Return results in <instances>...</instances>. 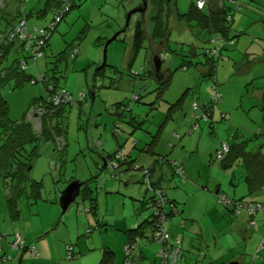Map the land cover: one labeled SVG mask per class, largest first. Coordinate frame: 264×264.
<instances>
[{
	"label": "trees",
	"instance_id": "trees-1",
	"mask_svg": "<svg viewBox=\"0 0 264 264\" xmlns=\"http://www.w3.org/2000/svg\"><path fill=\"white\" fill-rule=\"evenodd\" d=\"M18 1L19 4L21 3V7L24 8L23 3L26 0ZM77 1L79 0H37V3L41 2V4L43 5V9H40L37 13L31 10L29 16H31L33 12L38 17L46 15L47 12H51L52 15L47 24L43 27H39L37 25L30 26L28 24V15H24L23 10L19 7L18 4L19 8L17 13H19V18L15 21L8 20L7 26H4L3 31H0V41L7 40L6 43H0V175H2V178L6 181V184H4V182L2 181L3 184H0V186L3 194L5 193L4 195H6L7 189H9L11 192L25 190V192L27 193V198H31L32 195L33 197L38 196L41 183L34 181V178L32 179V175L30 174L32 169L29 172L27 171V169L32 165L34 168V161L39 156L37 154V150L39 148L38 146L40 142H45L48 141L49 138H52L53 140L55 139L58 144L62 143L60 137L65 135V130L61 126V124L59 127L58 121H54V119L58 116L61 117V115L65 112V108L70 107L73 104V96L67 89H65L64 87H58L56 85H49L48 78L46 77V75H43L40 78V81L45 86V90L47 92L46 97L44 99L40 98L39 100L32 101L28 109V113H26L20 121L11 122L7 116V104L4 97V90L5 88L13 89L16 87H20L23 81L32 80L31 75H28L26 73V59L31 58L33 62L36 63L37 59L46 57L48 53L47 49L51 34L56 30L58 24L66 14L60 13L63 4L68 3L70 10L73 3H76ZM199 1L202 2V7H199L197 5ZM9 2H12V0H7V3ZM146 2L147 8L145 10V13L143 16L141 15V18H136L133 30L131 29L130 31H128L129 28H127L125 33H122L123 36L122 34H120L112 42H126L124 36H129L130 38V40L126 43H129L131 45V57H129L127 63L124 66L122 65V67L124 68L120 69L112 67L106 62L105 66L102 69H97V72L94 74L103 77V79L100 80L102 81V86L104 80L110 81L112 80V78H114V76H116L117 78L120 77V82H123L124 80L128 81V78H136V80L142 78V75L140 74L144 73L143 69H145V67L142 66L143 69L139 68L138 70H136L134 68V62L136 61V56L139 54V52H141V49L145 45L146 41H149L151 46L156 45L153 49V51H155L157 48V50L155 51L156 54H158L159 52L161 53V51L163 50H166L167 54L173 53L174 55H181L182 60H188L181 61V64L178 67V70L185 73L176 74L175 69H167L166 71H164V73L160 74L161 78L154 80L152 78V76L155 75L154 70H148L147 75L152 78L150 80L153 84L151 92L153 93L152 95H154L155 98H151V95H149L147 100L148 103L145 101L144 103L142 100L140 102L142 105H139V103L137 102H139L145 94L143 92V94H141L138 91L139 89L137 88V84H135L133 87V92L130 99L127 98L126 90H123L122 97L119 100V103H117L116 107L117 109L123 108V117H119L118 119H110L111 134L112 136H114L116 141L115 150L112 153L106 152L101 140L98 139L92 141V144L86 140V146L89 150L96 151L97 153L99 152V158H106L108 162L107 168L113 175L117 173L122 174L120 175L121 178H118V176L115 175L117 177L114 178L115 180H118V182H120V179H122L123 181V179H126V177H128L129 175L138 173L142 175V179L139 178L140 182L146 185L145 192L138 198V201L140 202V212L136 210L135 214L137 213L138 216L143 215L142 213L145 212V210H143V207L144 205H148L147 208L150 210L148 217L144 218L140 223L135 225V227L133 226L134 228H129L128 226V228L126 229H118L122 234L125 235V237L128 238V241H125L124 243V251L126 257V261L124 264H144L143 260L148 259L145 255H141L139 251L140 247L142 246V240H145L147 243H152L148 246L156 245L158 247L153 254L152 264H162V260L158 257L160 248H163L165 251H169L175 245H177L180 249V264H182L184 253L181 247V238L172 237L170 233V227L175 228V230L177 229L175 226L177 225V222L174 223V220L175 217L180 213L179 205L181 204H179V202L171 196V192L175 188H177L178 185H181L174 184L176 178L181 183L187 180V170L184 169V159L173 157L169 158V156H163L157 153L156 157L158 158H156L157 161L155 163H162V166H160L163 172L160 170V168H155V165L149 168L138 166L142 161H144V157H146L148 150L144 147L142 154L144 157H141L140 154L139 158L127 154L122 144H117L119 143L118 137H120L122 133V124L128 122V125L133 126L134 129L139 130L141 127H143L145 131L149 133V140L146 137V134L141 135L139 133H135L134 135L139 134L141 137L138 140L134 137L130 138L132 139L130 141L132 149L140 151L139 146H149L153 144L157 131H155L154 134L150 131L152 124L155 121L157 122L159 118H162L164 120V124L168 125L166 127L168 130L165 129L164 131L167 132L170 130V127L172 128L173 125L169 127L170 122L174 121L177 113L180 114L179 111L181 108L179 107V103L182 100H185L187 94L192 91L194 89V85L197 84H195V81H193L192 75L194 76V78L197 75V81L199 83L203 79V74H200L202 72L199 69L204 71V69L207 68V70H205V74L210 79L209 89L211 91V97L213 96L215 98V101L203 100L202 102H200L201 104L199 106L198 103L194 100L199 110L196 111V116L193 117L191 124L188 123L185 127L188 128L187 133L189 132V135L192 136L196 129H198L199 122H204L209 129L208 132L212 133L216 125L219 122L222 123V121L226 119L224 113V117H221L222 109H219V104L215 105L214 103L220 101V105L222 104L225 93L223 87L225 83L230 81L226 80V77H219L217 71L218 64H222L223 62L228 61L230 63L229 71L238 73L239 68H242L244 62L243 60H245V63H250L251 61L249 60V58L257 55V52L259 50H264V38L259 37L258 34L260 29H264V0H195V2L190 5L186 12H180L177 8L175 16L172 15V17L175 19V21H179L180 26L185 25L186 29L190 31L192 36H194V39L197 41L195 43L197 45H194V43H192L189 45L187 50L184 51L180 48V50L178 49L177 52L171 50L169 47L170 41L168 37L171 34V25H169V15L166 13V6L169 5V2H167L166 0H146ZM5 5L1 6L0 9L6 8ZM139 6H141V3L139 4ZM150 8L156 10V13L147 18L146 13ZM243 13L246 14L243 16H239V14ZM0 14L4 15L3 11H0ZM132 19L133 16L131 20ZM145 20L153 21L154 26H145ZM21 21L25 23L27 29L29 30L28 34H31V36L34 37L31 40H21L18 37H11ZM238 22L240 24L246 23L245 28L241 29L238 27L239 29H237L236 26ZM170 24H172V22ZM33 28H37L36 33L31 32ZM40 30H42V33L39 34ZM115 31L116 29L114 30V32ZM112 34L108 30H100V33L98 34L96 41L94 42L95 46L101 47L103 45V40L109 38ZM39 39L42 40V43L37 46V43L40 42ZM256 49L258 51H255ZM78 52L79 48H76L75 44L72 43L68 45L67 48H65L62 52L57 54L56 57L59 60H63L69 57L73 60L72 67H75L77 64L76 58ZM20 53L22 55H26L23 57L24 61L22 62L19 58ZM12 56H14V58H12ZM258 56L260 57V55H257V57ZM94 60L95 59L88 61L90 62V64H93L97 61L96 60L94 62ZM238 60L240 61L238 62ZM106 70H109V73L106 74ZM188 73L191 74V77H189V79L185 81L187 79ZM242 75L245 74H241V76ZM230 77L237 76L233 73L232 75H230ZM178 78H181L183 80L181 81L182 84H185V82H187V86H185V93L179 90L180 87L172 89V85L175 82L174 79L178 80ZM260 78H263V76ZM50 79L55 78L52 77ZM240 81L243 82V80ZM250 81H252V79H247L246 83L243 84V86L247 90L245 92L247 93L250 89H255L252 88V82L250 83ZM35 82L37 81L35 80ZM111 86L112 83L109 87ZM249 86H251V88ZM235 89L238 92H241L242 86L240 85V89ZM174 90L180 92L178 98L176 99H174L175 97L173 95ZM192 92L194 93V91ZM62 93L68 94L72 98V101L66 102L65 104L60 103V105L58 106L53 105V97L58 96V94ZM92 93L93 95H90V97H86V95L83 93L80 94L82 95V99H79V102L83 101L85 103L87 99L93 101L95 93L94 89H92L91 94ZM237 95H240V93ZM197 97L199 98V93H197ZM240 97L242 96L240 95ZM261 97H264V92ZM132 102L134 103V105ZM250 104H254V102H249L248 105ZM262 105H264V101H261L259 105H250L253 108H260L259 111L261 113V118L263 119L262 122H257L259 125L257 128L258 131H256V133L253 131L250 132L252 135L248 138L249 141L256 142L258 144L257 147L250 148L247 151V149L242 145L234 147L233 145H229L226 141L222 140L218 144V148L215 150L210 159V163H214L215 161H217L220 168L224 170L228 169L231 173V178H236L235 173H241L240 171L243 167H245V183L247 184V186H249V191L259 190L264 186V134L260 133L264 131L262 127L264 125V106ZM217 106H219L218 110H220L221 113L219 112L218 114L219 120L213 121L206 114L208 112L212 113L213 110L214 113L217 112ZM35 110L42 111L38 119L40 125L38 130H35L33 128V123H31L29 117H27L30 111L32 112ZM117 114L119 116V112ZM46 117H51L53 121L49 120L45 122ZM227 120L228 119H226V121ZM53 127H55L56 131H53ZM159 129H162V126ZM172 135L171 138L175 140L176 143H178L179 140L182 139V136H180L176 132ZM145 141H147L148 143ZM166 143L168 152L170 154L174 153L173 149L176 144L171 141H167ZM29 146L30 149L27 148ZM191 146L195 145L191 144ZM64 147H66V145L59 148L60 153L64 151ZM224 147L226 148V151L224 150ZM239 158L240 160H238ZM138 160L139 164H137ZM164 163H167L168 166H171V170L167 169L168 171H166L164 169ZM115 165H117L118 167L112 168ZM137 166L139 168H134ZM156 169H158V171ZM125 175L127 176L125 177ZM71 181L73 180H70L69 182ZM13 182H16V184H13ZM86 184L88 185V183ZM86 186L83 190H81L80 198L82 199V202L88 201L90 206L87 208V210H84L83 214L87 212H93L96 215L98 214V206L96 207L97 195H94V193H96V189L95 191H93V188L90 189ZM215 195L217 196V200L221 204L222 208L226 211H230L233 215H240L244 213L250 219L257 212H261L264 214V204L262 203L246 201L234 197L231 198L219 191ZM221 197L226 199L227 202H220L219 199ZM39 198L41 197L38 196L37 199H34L33 204H36ZM8 201L11 207L13 204L17 205V199L15 197L9 198ZM237 208H240L239 212H236ZM249 208H252L254 212L249 214ZM12 211L17 212L16 209H13ZM98 220L99 218L95 222L96 226H92V229H99L101 228V225L106 226V223L100 224L98 223ZM250 222V224L252 225L251 227L254 229L256 224L252 221ZM178 228H180L181 230L184 229L183 221L179 223ZM90 231L91 229L88 230L87 233H90ZM161 232H164L167 236V239L163 243L157 242L155 238L156 234ZM182 234L183 233H181L180 235ZM260 241H264V232L260 237ZM14 243L16 244V246H13ZM10 245H12L13 247L11 248L12 250L20 251L22 255H26L30 258L39 257V254L34 249V247H32L30 244H26L17 234L13 235V239ZM73 246L74 242H71L70 244L68 243L65 247V252L68 259L76 258L78 255L74 252ZM31 248L34 251L33 255H31V252H29ZM131 257L133 258V260H129ZM10 258L5 256L4 259L9 260ZM113 259L114 253L112 251L105 250L98 264H114Z\"/></svg>",
	"mask_w": 264,
	"mask_h": 264
},
{
	"label": "rangeland",
	"instance_id": "rangeland-1",
	"mask_svg": "<svg viewBox=\"0 0 264 264\" xmlns=\"http://www.w3.org/2000/svg\"><path fill=\"white\" fill-rule=\"evenodd\" d=\"M166 1L169 2V5L166 6V13L169 15V25H171V34L168 37L170 41V49L177 52V50H180L181 48L185 51L190 44L194 43V45H197L195 44L197 41L194 39V36H192L190 31L186 29L185 25L180 26L179 21H175V19L172 17V15L175 16L177 8L180 12H186L190 5L195 2V0ZM18 2V0H12V2L7 3V0H0V7L7 4L5 5L6 8H3L5 11L3 9H0V11H3L4 13V15L0 14V31H3L4 26H7L8 20L15 21L19 18V13H17L19 7L23 10L24 15H28V24L30 26L37 25L39 27H43L47 24L52 16L51 12H47L46 15H43L41 17H38L36 14H34L33 11L37 13L40 9H43V5L41 4V2L37 3V0H26L23 3L24 8H22L20 5L21 3L19 4ZM140 3V0H79L76 3H73L71 9L66 12L64 18L58 24L56 30L51 34L47 49L48 53L46 57L37 59L36 63H34L31 58L26 59V73L28 75H31L32 80L23 81L20 87H16L13 89L5 88L4 90L8 119L11 122H15L20 121L24 117V115L28 113V109L32 101L39 100L40 98L44 99L46 97L47 92L45 90V86L40 81V78L43 75H46V77L48 78L49 85H56L58 87H64L65 89L73 88V104L71 105L72 107L65 109V112L61 115V117L58 116L54 119V121H58V126L60 127L61 124V126L65 130V135L60 137L62 143L58 144L55 139L53 140L52 138H49L48 141L40 142L38 146L39 148L37 150V154L39 156L35 159L34 168L32 167V170L30 172V174L32 175V179L34 178V181L42 184L40 195L41 198H39L40 201L47 202L51 200L55 211H59L58 215H62L57 202L58 194L55 193L56 185H58L62 190L70 180H89L88 186L90 189L93 188V191H95L96 185L98 186L101 184V187L98 190L100 191L102 188V184L104 183L106 184V186L111 184V186L115 188V190H113L111 187L110 189L112 190V192H108V194H105V192L102 191V194L99 197L102 204L105 203L104 201L107 202V205L105 206H102V204H100L99 210L101 211L100 216L104 214L105 219L107 220L106 226L101 225V228L99 229H92V227H88L87 219L84 216L82 218L79 217L81 215H77L78 205L80 204V208H82V199L80 197L78 198V201L73 204L72 210L74 212L70 214V220L68 224L63 221L58 222L55 217L49 221V223H51V226L43 232V234L46 232L48 233L47 237L44 240H47V242L51 246H54L55 244V249L58 247V243H61L65 246L64 243H66V240L68 239L67 231L70 232L69 236L71 237L72 242H74L75 238H78V241L86 239L88 242V246L85 243L82 244V242H79L80 244H82L86 251L84 254L81 251L79 252L76 246H73L74 250L77 253H80L76 258L73 259H68L65 251L64 255H62L60 258H54L55 254H52L51 251H48L46 253V256L53 257V260L49 261L48 264H93V262H91L92 259L95 261L94 264H98L103 255V252L108 248H110L111 250L113 249L114 264H124L126 261L124 241H128V238L118 230L119 225H127L130 228L138 223V219L142 216H138L137 213L130 216L132 212L129 213L131 201L129 190H127V195L126 192L118 190L117 184H122V180H120V182H118V180H115L108 168L102 169L99 160L100 158L98 157L99 152L97 153L96 151L89 150L86 146L87 141L92 144V141L98 139L101 140L106 152L112 153L115 150L116 141L114 136H112L111 134L110 119H118L119 117H123V108H116L117 103H119V100L122 97L123 90H126L127 98L130 99L132 96L133 87L135 84H137V88L139 89L138 91L141 94H145L144 97L139 102H137L139 103V105H142L140 103L142 100L143 102H147L149 95H151V98H155V96L152 95L153 93L151 92L153 84L150 79L152 78L147 75V71L151 69L153 70L152 51L156 45L151 46L149 41L145 42V45L141 49V52H139V54L136 56V61L134 62V68L136 70H138L139 68L141 69L142 66L145 67V69L142 68L144 70V73L140 74L142 75V78H139L138 80H136V78H128V81L124 80L123 82H120V77L117 78L116 76H114V78H112V80L110 81L104 80L102 86V81L100 80H102L103 77L94 74L97 72L96 69L100 65L102 56L101 47H96L94 44L98 34L100 33V30H108L111 34H114L115 29L120 30L121 28H123L127 13L135 7H138ZM31 10H33V13L31 14V16H29ZM155 13L156 10L150 8L146 13V17L149 18ZM245 14L246 13L239 14V16H243ZM137 17L141 18V15H133V19L131 20L128 31H130L131 29L133 30ZM171 22L172 24H170ZM245 24L246 23L240 24L238 22L236 28L243 29L245 28ZM148 25L154 26L153 21L145 20V26ZM258 34L259 37L264 38V29H260ZM124 37L126 42L130 40L129 36ZM105 41L106 40H103V43H105ZM126 42L115 41L114 43L110 44L106 61L108 65L120 69L124 68L122 67V65L124 66L127 63L129 57H131V45ZM2 43L5 42L2 41ZM72 43L75 44L76 48H79V52L76 58L77 64L75 67H72L73 60L69 57L63 60H59L56 57L57 54L62 52L65 48H67L68 45ZM255 51L258 50L256 49ZM258 53L263 54H260V57L254 55L249 58V60L251 61L250 65L252 71H250L248 75L241 76L237 72L229 71L230 63L228 61L223 62L222 64H218L217 71L219 77H226V80H230L225 83L223 88L229 94L231 98L230 100H232V103H230L228 106L232 115L236 116L235 113H238L240 117H242H237L239 125H242L243 123L245 124V120L243 122V118L246 117H243L241 114L243 110L242 107H246L249 102H254L255 105H259L261 101H264V97L258 99L254 96V94H257L256 88H260L262 87L261 85H264V50H259ZM166 54V50L161 51V57L164 60L162 63V70L166 71L167 69H175L176 74H184L185 72L178 70V67L181 64V61L188 60H182L181 55H174L173 53H168L167 55ZM24 56L26 55H22L20 53L19 58L21 62L24 61ZM12 58H14V56H12ZM93 59H95L94 62L97 60L96 63L90 64L89 61ZM239 61L240 60H238V62ZM199 70L202 72L200 74H203V79L198 83L197 75L195 78L192 75L193 81H195V84H197L194 85V89L192 90L194 91V93L192 91H187L189 93L187 94L183 104V108L188 106L190 111H192L191 106L194 100L200 106V102H202V100L209 101L211 97V91L209 89L210 79L205 74V70H207V68H205L204 71H202L201 69ZM107 73H109V70H106V74ZM233 73L236 74L237 77H230V75H232ZM262 76L263 78H260ZM52 77H54L55 79H50ZM247 79H252V88H255L250 90L248 89V93L245 92L247 90L243 86V84L246 83ZM35 80L37 82H35ZM240 80H243V82H241ZM174 81L175 84L172 85V89L178 88L179 83L183 80L179 78L178 80L174 79ZM111 83L112 86L109 87ZM240 85L242 86V91L238 92L235 88L240 89ZM249 87L251 88V86ZM92 89H94L95 92L93 101L87 99L85 103L83 101L79 102L80 94L84 92L86 95H90ZM185 91L186 87L183 88L181 92L185 93ZM197 93H199V98L197 97ZM239 93L242 97H240V95H237ZM226 100L228 101L227 98ZM78 105H81L82 109H80ZM179 105H181V102L179 103ZM218 108L219 106L216 108L217 112L219 113ZM259 109L260 108H254V110H252L251 116H248L251 124L248 123L246 124V126L252 125L254 121V115L252 114L256 112L260 113ZM117 111L119 112V116L117 114ZM216 116L218 117L217 113ZM27 117H29L31 123H33V128L35 130H38L40 126L39 122H35L32 116L27 115ZM229 117L230 115L228 114L227 118ZM173 124L174 123L170 122L169 127ZM220 125L221 122L216 125L212 133L208 132V130H204L205 128L198 127V129H196V134L199 132V134L196 135L197 143L200 146L198 153L205 152L206 146H209V142L212 138L213 140H217V138L219 139L218 129H221V127H218ZM237 127L239 129V133H241V129L245 128V126H240L241 128L239 126ZM199 128L201 129L200 131ZM53 129V131H56L55 127H53ZM135 133H139L141 135L146 134V137H149V133L146 132L143 127L138 130L134 129L133 126L128 125V122L122 124V136L124 138ZM251 135L252 134L246 130V132H244L242 141L244 139H248L249 137H251ZM65 145L66 147H64V151L60 153L59 148ZM257 145L258 144L256 142L249 141L246 145V148L250 149L253 147H257ZM27 148L30 149V146ZM165 164L167 167H169L167 163ZM211 165H213L214 167L207 169L206 164H204L205 170L203 173H201V176L205 177L206 181H209L207 182V184H210V188L214 187L213 183H215L216 179L220 184H226L229 170L225 171L224 169L218 167L219 165L217 161H215L214 163L212 162ZM235 176L236 179H241L240 173H235ZM2 181L4 182V184H6V181L2 178V175H0V184H3ZM235 182H237V180ZM13 184H16V182H13ZM238 184H240V187L243 186V183ZM225 187L227 186L223 185V188ZM120 189L123 188L120 187ZM221 190L225 192L224 189ZM200 191L190 198L187 205L186 202L184 205H179L180 213L175 217L176 219H179L177 220L178 224L175 225L177 228V232H179L180 234L184 233L186 236H188L189 234L195 239L197 245L198 242L201 241V238L204 241H207V239L211 238L210 232L203 236L199 230V228H203L206 226V219L204 218L206 212L205 210H203L206 201H204V199L214 198V204H216L220 208L222 207L217 200L216 195H212V193L207 191H204L203 193H201ZM4 194L0 187V215L3 208L6 210V202L11 197H15L17 199V206L13 204L11 208L20 211V213H22V210H26L30 205V200L27 198L25 190L11 192L9 189H7L6 195ZM183 194L184 193L178 194L180 201L187 200V198H184L185 194ZM94 195L96 196V193H94ZM138 198H136L134 204L136 205V210L140 212V202L138 201ZM123 200H125L127 204H123ZM147 207L148 205H144L143 210H145V212L142 214H146L148 217L150 210ZM201 213L203 215H201ZM54 216H56L55 213ZM43 217L45 218V216ZM90 218L92 220L91 215ZM39 219L35 217V220L39 221ZM196 220L198 221L199 226L194 223V221ZM31 221L33 222L34 220ZM182 221L185 224V229H183L184 231L178 228L179 223ZM79 223L85 224V226H81L82 230L80 232V236L78 237L77 234L73 235L72 232L76 231L75 226H77ZM54 226L55 228L53 229ZM89 228L91 229V231L90 233H87V229ZM68 243L70 244V242ZM150 244L152 243H147L145 240H142L143 247L140 248L144 249L149 260L153 261V251H155L154 247H156V245L148 246ZM12 252H15V250H12ZM256 259L257 257H255V260ZM129 260H133V258L131 257ZM147 261V259L143 260V262ZM37 264L41 263L38 262Z\"/></svg>",
	"mask_w": 264,
	"mask_h": 264
},
{
	"label": "crops",
	"instance_id": "crops-1",
	"mask_svg": "<svg viewBox=\"0 0 264 264\" xmlns=\"http://www.w3.org/2000/svg\"><path fill=\"white\" fill-rule=\"evenodd\" d=\"M258 54L260 55L263 53L257 52V55ZM250 71H252L250 63H245V60H244L243 66L242 68L241 67L239 68L238 73L240 75L241 74L248 75ZM190 75L191 74L188 73L187 79L185 81H187L189 77H191ZM251 82L252 81H250V83ZM185 86H187V82H185V84L184 83L182 84L180 82L178 85V87H180L179 90L182 91L183 88H185ZM261 86H262L261 88L256 89L257 94H254V96L257 97L258 99L262 98L261 95L264 92V87H263L264 85H261ZM66 89L72 95L73 88H66ZM179 93L180 92H178L177 90H174L173 95L175 99L178 98ZM90 95L87 94L86 97H89ZM226 98L228 99V101L226 100ZM230 99L231 98L229 94L225 91L222 104L221 105L219 104L220 106L219 109L220 110L222 109L223 111L221 110L222 112L221 113L219 110V112L222 114L221 115L222 118L224 117V114H225L226 119L228 120L226 121L225 119L224 121H222L221 125L218 127V128L221 127V129H218L219 139L217 138V140H213L212 138L209 142V146H206V150L204 153H198L200 146L197 143L196 135H198L199 132L197 134L196 132H194L192 136L189 135V132L187 133L188 128L185 126L188 123L191 124L193 116L191 113L192 111H190L188 106L183 108L184 100H182L181 105H179V107L181 108V109L179 108L180 114L177 113V115L174 118V121H172V123H174L172 126L173 129L170 127L169 131L167 132L164 131L165 129H167L166 127L168 125L164 124V120L162 118H159L157 122L155 121L152 124L150 131L153 134L155 133V131H157L155 134V139H154L155 141L153 142V144L149 146L147 145L139 146L140 151L139 150L136 151L132 149V145L130 142L132 139L130 138L134 137L138 140L141 136L139 134L138 135L132 134L133 136L131 135V136H127L126 138H124L122 136V133H121V136L118 137L119 143L117 144H122L127 154H130V156L131 155L135 156L136 158H139V155L143 154L144 147L147 148L148 153L146 154V157L141 155V157H144V161H142L141 164H139V160H138V163H137L140 166H143L145 168H149L154 165H155V168H159L157 164L162 166L161 162H158L157 164L155 163L157 161L156 158H158L156 157L157 153L163 156H169V158L173 157V158L184 159L183 160L184 169L187 170V180L181 183L176 178L174 184H181V185H178L177 188H175L171 192L172 193L171 196L175 200H177L179 204L184 205L186 202V205H187L189 203L190 198L200 191L199 188H201V191H200L201 193H203L204 191H207V192L212 193V195H215L218 191L223 192L221 189H224L225 192L223 193L231 198L233 197L240 198L246 201L258 202V203L264 204V186L259 190L249 191L248 190L249 186H247V184L245 183V167H243L242 170L240 171L241 172L240 180L236 178H231L230 177L231 173L229 171V174L226 179V184H220L218 180L216 179L215 183H213L214 187H211L212 189L210 188V184H207V182L209 181H206L205 177L201 176V173H203L205 170L204 164H206L207 169L214 167L213 165H211L210 159H211V156L213 155V152L218 148L217 146L218 142L220 143L222 140H224L229 145H233L234 147L238 145L239 146L242 145L246 148L247 147L246 145L249 142V139H244L242 141L244 132H246L247 130L249 131V133L252 131L256 133V131H258L257 130L258 126L256 125H258V123L262 122L263 120L261 118V113L256 112L252 114L254 115L253 116L254 121L252 123L253 126L252 125L246 126V124L248 123L251 124L250 119H248V116H251V112L252 110H254V108L250 105H255V104H250V105L247 104L246 107H242L243 110L241 112L242 116L246 117V118H243V122L245 120V124L243 123L242 125H239V121L237 120V117L238 118H242V117H240L238 113H235L236 116L232 115L230 108H228L229 104L232 103V100ZM70 107H66L65 109L70 108ZM79 108L82 109V106H79ZM216 113L219 114L218 112L214 113V110H213L209 118L212 119L213 121H218L219 118L216 116ZM228 114L230 115L229 118H227ZM49 120H52L51 117L45 118V122ZM161 126H162V129H159L161 128ZM237 126L239 127L245 126V128L241 129L240 130L241 133H239V129ZM198 127L205 128L204 130H209L204 122H199ZM262 127L264 130V125ZM200 128H199V131L201 130ZM175 132L179 134L180 136H182V139H180L178 143H176L175 140L171 138V135ZM260 133L264 134V131ZM167 141H171L176 144L173 149L174 153L172 154L168 152V148L166 147ZM191 144L195 146H191ZM238 160H240V158ZM164 169L166 171L171 170V166L167 167L166 164L164 163ZM156 170L158 171V169ZM133 175L134 176L131 179H129L128 184L124 185V190L120 189L121 184L120 185L117 184L118 190L120 191L122 190L123 192H126V195L128 194L127 190H129V195L131 198L129 213L132 212L130 216H132V214H135V211H136V205L134 204V201H136V198H138L146 190V185L142 184L139 180V178L142 179L141 178L142 175L138 173L133 174ZM126 176L127 175H125V177ZM236 180L237 182H235ZM238 183H243L242 184L243 186L240 187L239 186L240 184ZM223 185L224 186L226 185L227 187L223 188ZM111 187H112L111 184L106 186V184L104 183L102 184L101 190L96 192L97 193L96 194L97 195L96 196V207L98 206V209H97L98 214L95 215V213L93 212L92 213L87 212L83 214L84 210H87V208L90 206L88 201L87 202L85 201L83 203L81 201L82 208H80V204L78 205L77 215H81L79 217H82V218L84 216L87 219L88 227L94 226L98 218H99L98 223L100 224H105L107 222L104 214L100 216L101 211L99 210H100V204L102 203L99 197L102 194V191H104L105 194H108V192H112V190L110 189ZM112 189L115 190L114 187H112ZM182 193L185 194L184 198H187V200L180 201L178 194H182ZM28 199L30 200V205L24 211L22 210L23 209L22 207L21 209L22 213H20V211H17V212L12 211L13 209L11 208V205L8 201L9 199L6 202L7 211L4 208L1 211V215H0V217L2 216L0 218V263L1 264H37L38 262H40L41 264H48L49 261L53 260V257L46 256V253L48 251H51L52 254H55L54 258H60L62 255H64L65 247L68 244V242L70 243L72 242L71 237L69 236L70 232L67 231L68 239L66 240V243H64L65 246L62 245L61 243H58V247L55 249V244L54 246H51L47 242V240H44L47 237L48 233L46 232L43 234V232L46 229L50 228L51 223H49V221L54 217L58 220V222L63 221L68 224L70 220V214L74 212L72 210L73 206H72L71 211H69V213L67 212L65 215H58L59 211L58 212L55 211L51 200L47 202H42L38 200L36 204H33L34 199H37V197H33L32 195V197ZM204 201H206L204 204L205 206L203 207V210H205L206 212L205 213L206 215H204V218L206 219V226L203 228H199V230L203 236L206 235L208 232H210L212 239L210 238V239H207V241H204L201 238V241H199L197 245L195 239L191 237L189 234L188 236H186L184 233L180 235V233L177 232V229L175 230V228L170 227L171 236L174 238H181V247L184 253L182 264H229L230 262H237L238 264H264V249L259 251L257 255L258 258L256 260L251 262V259H250L260 241L261 235L264 232V214L261 212H257L252 218H250L251 219L250 220L248 216L244 213L240 215H233L230 211H226L222 207L220 208L219 206L214 204V198H205ZM104 202L105 203H103L102 206L107 205V202L106 201ZM123 204H127L125 200H123ZM54 213L56 216H54ZM90 215L92 216V220L90 218ZM201 215L203 214L201 213ZM43 216H45V218ZM35 217H37L38 219L40 218L39 221L35 220ZM31 220H34V221L32 222ZM177 220L179 219L175 218L174 223L177 222L178 224ZM250 221L256 224L254 229L251 227L252 225L250 224L251 223ZM194 223L197 226H199L197 220L194 221ZM78 225L75 226L76 231L72 232V234L73 235L77 234V236L79 237L80 232L82 230L81 226L84 227L85 224L79 223ZM54 228L55 226L53 227V229ZM126 228H128L127 225L125 226L119 225V229L121 230L126 229ZM184 229H185V224H184ZM87 230H90V229H87ZM14 234H17L18 236H20L21 239L26 244H30L32 247H34V249L39 254V257L30 258V257H27L26 255H22L20 251L12 252L11 248L13 247L12 245H10V243L13 239ZM212 241H213V244H212ZM79 242H82V244L85 243L87 246H88V242L86 239L78 241V238H75L74 240V246L78 248L77 250L79 252L81 251L84 254L86 251L84 247L82 246V244H80ZM157 248H158L157 246L154 247V250L156 251ZM105 250L113 252V249L111 250L110 248L105 249ZM139 251L141 255H145L148 258L147 253H145L144 249L140 248ZM155 251L153 252L155 253ZM74 252L78 255L80 254V253H77L75 250ZM5 256L9 258L11 257V258L7 260V259H4ZM147 260L148 261L144 262V264H152V261L149 260V258ZM91 262H93L94 264L95 261L92 259Z\"/></svg>",
	"mask_w": 264,
	"mask_h": 264
},
{
	"label": "water",
	"instance_id": "water-1",
	"mask_svg": "<svg viewBox=\"0 0 264 264\" xmlns=\"http://www.w3.org/2000/svg\"><path fill=\"white\" fill-rule=\"evenodd\" d=\"M140 1H141V6L138 5V7H135L134 9L130 10L127 13L125 23H124V27L121 28L120 30L116 29L117 31H115L113 35H111L109 38L105 39L106 40L105 43H103V45L101 46V54H102L101 62H100V65L97 67V69H102L105 66L106 61H107L108 48H109L110 44L116 39V37H118L122 33H125L126 29L129 28L130 20H131L132 16L135 14H140L142 16L144 15L145 10L147 8V2H146V0H140ZM152 63H153V70L155 72V75L152 76V78L154 80L161 78L160 74L164 73L165 70H162L163 58L161 57L160 52L158 54H153ZM91 95H93V94H91ZM99 160H100L101 168L106 169L107 165H108L106 158L101 157ZM157 165L159 166L160 170L162 171L161 166L159 164H157ZM32 167H33V165L28 167L27 171L29 172L32 169ZM134 168H139V167L137 166ZM115 175H117L118 178H121L120 175H122V174L117 173ZM115 175L112 174V177L113 178L117 177ZM133 176L134 175L132 174V175H129L128 177H126V179H123L122 184H121V188L124 189V185L128 184L129 179H131ZM120 180H122V179H120ZM88 181L73 180V181L69 182L62 190L59 188L58 185H56L55 193L58 194L57 202H58L59 210L61 211L62 215H65L67 212L69 213V211H71L73 204L78 201V198L80 197L81 190H83L85 188V186L87 185L86 183H88ZM100 185L97 186L96 192H98L99 188L101 187ZM86 187H89V186L87 185ZM41 188H42V184H41L40 189H39V194H38L39 197H41L40 196L41 195ZM146 217H147V215L143 214L141 216V218L138 219V223H140ZM138 223H136L135 225H137ZM258 245H259V243H258ZM258 245H257L253 255L250 258L251 262L255 260V257L258 258L257 255H258L259 251L264 249V248H262V249L257 251ZM229 264H238V263L237 262H230Z\"/></svg>",
	"mask_w": 264,
	"mask_h": 264
},
{
	"label": "built area",
	"instance_id": "built-area-1",
	"mask_svg": "<svg viewBox=\"0 0 264 264\" xmlns=\"http://www.w3.org/2000/svg\"><path fill=\"white\" fill-rule=\"evenodd\" d=\"M197 5L199 7H202V2L199 1ZM68 10H69L68 3H64L62 8H61L60 13L61 14L66 13ZM28 31L29 30L27 29L25 23L23 21H21V23L17 26L15 32H13L11 37L12 38L18 37L21 40H25V39L31 40L34 37H32L31 34L29 35ZM31 32L36 33L37 28H33L31 30ZM40 33H42V30L39 31V34ZM6 41H4V42L6 43ZM39 41L40 42L37 43V46H39L42 43V40L39 39ZM0 43H2V41H0ZM80 99H82V95H80ZM71 101H72V98L68 94L62 93V94H58V96L53 97V103L52 104L55 106L56 105L58 106V105H60V103L65 104L66 102H71ZM41 112H42L41 110H37V111L35 110V111L30 112L28 116H32L34 118L35 122H39L38 119H39ZM224 150L226 151L225 147H224ZM117 167L118 166L115 165L112 168H117ZM219 200H220V202H227V200L224 199L223 197H221ZM239 209L240 208H237L236 212H239ZM248 211H249V214L254 212L252 208L251 209L249 208ZM155 238H156L157 242L163 243L167 239V236L164 232H161V233H157ZM13 246H16V244L14 243ZM262 248H264V241L259 242L257 251L262 249ZM29 252H31L30 253L31 255L34 254V251L32 248ZM180 254H181V252H180L179 247L177 245H175L169 251H165L163 248H160V250L158 252V257L162 260V264H180Z\"/></svg>",
	"mask_w": 264,
	"mask_h": 264
},
{
	"label": "bare ground",
	"instance_id": "bare-ground-1",
	"mask_svg": "<svg viewBox=\"0 0 264 264\" xmlns=\"http://www.w3.org/2000/svg\"><path fill=\"white\" fill-rule=\"evenodd\" d=\"M215 101V98L212 96L210 99H209V101ZM219 100V99H218ZM220 103V101H217V102H215L214 104L215 105H217V104H219ZM199 110V108H198V106H197V104L196 103H194V104H192V116L194 117V116H196L195 114H196V111H198ZM206 115H208V117H210V115H211V113H207Z\"/></svg>",
	"mask_w": 264,
	"mask_h": 264
},
{
	"label": "flooded vegetation",
	"instance_id": "flooded-vegetation-1",
	"mask_svg": "<svg viewBox=\"0 0 264 264\" xmlns=\"http://www.w3.org/2000/svg\"><path fill=\"white\" fill-rule=\"evenodd\" d=\"M153 49H154V48H153ZM156 50H157V48H156ZM156 50H155V51H156ZM155 51H152V54H156V52H155Z\"/></svg>",
	"mask_w": 264,
	"mask_h": 264
}]
</instances>
